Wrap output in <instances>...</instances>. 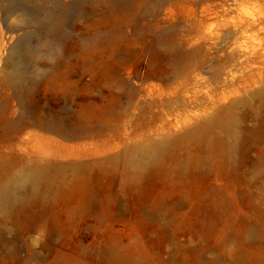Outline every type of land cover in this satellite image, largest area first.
Masks as SVG:
<instances>
[{
  "label": "rangeland",
  "instance_id": "1",
  "mask_svg": "<svg viewBox=\"0 0 264 264\" xmlns=\"http://www.w3.org/2000/svg\"><path fill=\"white\" fill-rule=\"evenodd\" d=\"M14 2L0 172L53 178L0 264H264V0Z\"/></svg>",
  "mask_w": 264,
  "mask_h": 264
},
{
  "label": "bare ground",
  "instance_id": "2",
  "mask_svg": "<svg viewBox=\"0 0 264 264\" xmlns=\"http://www.w3.org/2000/svg\"><path fill=\"white\" fill-rule=\"evenodd\" d=\"M2 1H16L14 3H19L23 0H0ZM30 2V1H29ZM34 2V1H33ZM18 4V5H19ZM31 4V3H30ZM14 6V9L17 6ZM13 6V5H11ZM29 6V5H28ZM35 6V5H34ZM37 6V5H36ZM21 8V7H20ZM29 10V9H28ZM34 10V9H33ZM20 11V10H19ZM26 13V12H25ZM35 13V12H34ZM15 14V13H13ZM12 14V15H13ZM24 16V15H23ZM40 16V15H39ZM49 16V21L55 23V19L51 14ZM5 17V16H4ZM26 17V16H25ZM31 17V13L27 12V20ZM7 18V17H6ZM17 18V17H16ZM35 19V17H34ZM21 21V20H20ZM30 21V20H29ZM34 21V20H33ZM16 22V21H15ZM18 22V21H17ZM14 23V22H13ZM19 23V22H18ZM46 23V22H45ZM36 24V23H35ZM45 25V24H44ZM28 26V25H27ZM39 26V25H38ZM57 26V25H56ZM10 27V26H9ZM42 27V26H41ZM26 28V27H25ZM13 29V28H12ZM44 30V29H42ZM24 35V34H23ZM41 35V34H40ZM39 35V36H40ZM51 36V35H50ZM49 36V37H50ZM59 36V35H58ZM63 37V36H62ZM43 40V39H42ZM25 41V40H24ZM46 41V40H45ZM49 41V40H48ZM47 42V41H46ZM23 42H20L18 45L14 46L12 49L13 55H17L20 49V45L23 46ZM45 46V45H43ZM50 46V45H49ZM54 48V47H53ZM28 49V48H27ZM50 49V48H49ZM52 49V48H51ZM26 51V50H25ZM53 51V50H50ZM77 51V50H76ZM44 53V52H43ZM54 53V52H53ZM50 54V52H49ZM68 55V54H67ZM27 59V58H26ZM52 60V59H51ZM57 61V60H56ZM18 66L23 65L22 59H19L17 62ZM28 64V63H27ZM60 65V64H59ZM58 65V66H59ZM50 66V65H48ZM57 66V64H56ZM24 67V66H23ZM33 67V66H32ZM29 69V68H28ZM35 69V68H34ZM27 72V71H26ZM43 72V71H42ZM45 75V74H44ZM39 76V75H38ZM37 78V77H36ZM26 88V87H25ZM22 89V88H20ZM26 90V89H25ZM28 90V89H27ZM26 90V91H27ZM21 91V90H20ZM30 91V90H29ZM28 98V97H27ZM23 104V103H22ZM21 104V105H22ZM24 105V104H23ZM25 109V108H24ZM28 115V114H27ZM52 125L55 124L47 123L46 126L52 128ZM58 128L60 129V125ZM68 127V126H67ZM69 128V127H68ZM4 131V130H3ZM11 137V136H10ZM14 139V138H13ZM16 139V138H15ZM14 139V140H15ZM12 140V138H11ZM2 161V160H1ZM47 168L43 165H34L30 167L27 171L22 170H12L10 168L6 169L4 172H0V212H7L10 209L16 208L18 206H23L26 204L33 196L38 194L41 191V187L44 184L51 182L53 176L47 173ZM77 170V169H76ZM77 172V171H76ZM19 208V207H18ZM17 209V208H16ZM21 210V209H20ZM24 211V210H23ZM20 215V214H19ZM2 222V221H1ZM6 222V221H4ZM1 224V223H0ZM5 225V224H4ZM16 225V224H15ZM6 231V230H5Z\"/></svg>",
  "mask_w": 264,
  "mask_h": 264
}]
</instances>
